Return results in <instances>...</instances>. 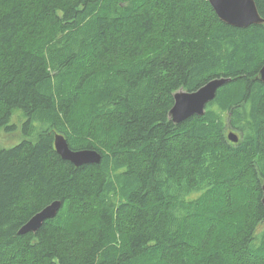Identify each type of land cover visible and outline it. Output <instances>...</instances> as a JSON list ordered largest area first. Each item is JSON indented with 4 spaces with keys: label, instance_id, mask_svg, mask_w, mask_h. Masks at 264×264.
<instances>
[{
    "label": "trees",
    "instance_id": "obj_1",
    "mask_svg": "<svg viewBox=\"0 0 264 264\" xmlns=\"http://www.w3.org/2000/svg\"><path fill=\"white\" fill-rule=\"evenodd\" d=\"M263 66L264 25L208 0H0V131L25 117L0 146V264H264ZM218 77L204 115L170 119Z\"/></svg>",
    "mask_w": 264,
    "mask_h": 264
},
{
    "label": "water",
    "instance_id": "obj_2",
    "mask_svg": "<svg viewBox=\"0 0 264 264\" xmlns=\"http://www.w3.org/2000/svg\"><path fill=\"white\" fill-rule=\"evenodd\" d=\"M219 18L232 26L247 28L251 25H264L255 0H208ZM264 82V66L258 74ZM232 79L218 77L208 81L198 90L188 92L180 90L174 95V105L170 111V119L174 123H180L193 115H204L206 106L216 98L219 88L229 83ZM232 142H238L239 134L232 131L228 134ZM54 146L58 154L65 160L77 166L88 163H100L102 154L96 149L73 150L70 148L67 138L57 133L54 138ZM262 202L264 203V184L262 186ZM61 208V201L56 200L32 216L19 230V234L36 232L45 220L55 217Z\"/></svg>",
    "mask_w": 264,
    "mask_h": 264
},
{
    "label": "rangeland",
    "instance_id": "obj_3",
    "mask_svg": "<svg viewBox=\"0 0 264 264\" xmlns=\"http://www.w3.org/2000/svg\"><path fill=\"white\" fill-rule=\"evenodd\" d=\"M24 118L25 117L23 116L21 110H16L14 112L13 117L11 119V124L16 125V128L12 132H6L5 130L0 131V146L7 147V148L13 147L17 143H19L23 139V137H25L22 134V124H23ZM30 138L32 139V137Z\"/></svg>",
    "mask_w": 264,
    "mask_h": 264
},
{
    "label": "bare ground",
    "instance_id": "obj_4",
    "mask_svg": "<svg viewBox=\"0 0 264 264\" xmlns=\"http://www.w3.org/2000/svg\"><path fill=\"white\" fill-rule=\"evenodd\" d=\"M214 79V78H213ZM212 80V79H211ZM172 109V108H171ZM171 111V110H170ZM170 111H169V116H170ZM232 132V131H231ZM235 132V131H234ZM238 134V133H237ZM240 136V135H239Z\"/></svg>",
    "mask_w": 264,
    "mask_h": 264
}]
</instances>
